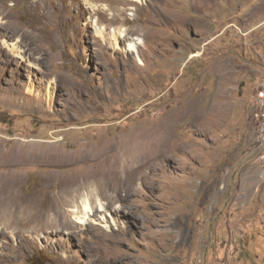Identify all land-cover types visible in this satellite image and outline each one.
<instances>
[{"label":"rangeland","instance_id":"1","mask_svg":"<svg viewBox=\"0 0 264 264\" xmlns=\"http://www.w3.org/2000/svg\"><path fill=\"white\" fill-rule=\"evenodd\" d=\"M263 77L264 0H0V264H264Z\"/></svg>","mask_w":264,"mask_h":264},{"label":"bare ground","instance_id":"2","mask_svg":"<svg viewBox=\"0 0 264 264\" xmlns=\"http://www.w3.org/2000/svg\"><path fill=\"white\" fill-rule=\"evenodd\" d=\"M107 28H105V27H99L98 28V31H99V34H100V36H102L103 38H105L106 37V32H107V30H106ZM127 31H126V29H119V30H117V29H112L109 33L111 34V35H113V37L116 39V40H118V38H122V37H126L127 36V33H126ZM108 33V32H107ZM142 42V39L140 38V37H137V38H135L133 41H130L129 43H128V46H129V50H133V51H137V47H138V44L139 43H141ZM116 44H118L117 42H116ZM139 60H140V62H141V59L139 58ZM174 116H175V114H173ZM184 115V114H183ZM180 117V113H176V118H171V117H169L170 119H168V120H166L163 124H161L160 125V127L157 129H155L154 131H157L158 132V135H157V137L155 138V144L154 145H157V147H158V149L156 150L157 152H155L154 151V149H150V154H148L150 157H146V158H144V160H146L147 162H155L156 161V159H157V157H160V158H162V152H163V149L161 148V145H163V142L164 141H167V147L172 151V152H175V151H177L178 149H180L179 148V145L177 144V141H176V137H175V135L174 134H170V133H167V134H165L164 136L163 135H161V132L162 131H164V130H171L172 132L174 131V130H176V129H179V128H181L182 127V119H180L179 117ZM35 141V140H34ZM131 141H134V140H131ZM22 142H24V141H22ZM27 142V141H26ZM18 143H20L21 144V146H23L24 145V143H21V142H18ZM0 144H1V142H0ZM129 144V143H128ZM143 144V143H142ZM26 146H27V144H26ZM58 146V145H57ZM146 146V145H145ZM46 148H48L47 146H45ZM45 147H44V149H45ZM137 148H138V146H137ZM40 149H42L41 147L38 149V150H40ZM44 149H42V151L44 150ZM53 149V147L51 146V149L50 150H52ZM132 149V148H131ZM149 149V148H148ZM130 151V150H129ZM51 152V151H50ZM49 152V153H50ZM131 152H132V150H131ZM24 153V152H23ZM48 153V154H49ZM127 153H128V151H127ZM141 153V152H140ZM17 154L19 155V152H17ZM62 157H61V159L63 158V157H65L67 154H65L64 152L61 154V153H59ZM142 154V153H141ZM24 155V154H23ZM50 155H52V154H50ZM14 156V155H13ZM30 157H33V159L34 158H39V159H43V160H47L48 159V157H47V152H46V150H45V152H40V153H38V152H34L33 154L31 153L30 154ZM88 157H90V156H88ZM88 157H84V159H87ZM137 157V156H136ZM19 158H21V157H19ZM134 158V157H133ZM33 159H31V160H33ZM60 159V160H61ZM29 160V159H28ZM57 160V159H56ZM144 160H142V162H140V161H138V160H131V162H128V164H125V167H124V169H125V171H126V173H127V179L125 180L123 177H121L123 180H125V181H127V180H134L135 178H136V175H135V172L137 171V169H139L140 167H142V165L144 164H146V163H144L145 161ZM161 160V159H160ZM30 161V160H29ZM130 161V160H129ZM165 161H167V160H165ZM25 162V161H24ZM131 163L133 164V167H131ZM129 168V170H127ZM142 168H144V167H142ZM120 175H121V172H120ZM141 175V174H140ZM5 190L6 191H8V190H10V186H5ZM14 195V194H13ZM11 201V203L12 204H16V203H18V201H20V202H22V200H17V198L15 197V195H14V199H12V200H10ZM82 203V205H83V207L87 210L88 208H89V205H88V200L87 199H84L83 200V202H81ZM26 206V205H25ZM28 207V206H27ZM29 208V210L30 211H34L33 210V206H30V207H28ZM32 215L31 214H29V213H26V214H24L22 217H11V218H13V219H19L18 221L20 222V225H24V224H29V223H31V221H32ZM69 220H65V221H63L62 222V226H69L71 223L70 222H68Z\"/></svg>","mask_w":264,"mask_h":264},{"label":"built area","instance_id":"3","mask_svg":"<svg viewBox=\"0 0 264 264\" xmlns=\"http://www.w3.org/2000/svg\"><path fill=\"white\" fill-rule=\"evenodd\" d=\"M255 101L258 107V111L256 112L258 121V144L262 148L264 147V77L260 81Z\"/></svg>","mask_w":264,"mask_h":264}]
</instances>
